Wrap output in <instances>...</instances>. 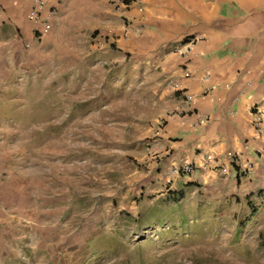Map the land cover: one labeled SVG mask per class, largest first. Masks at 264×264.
Masks as SVG:
<instances>
[{
  "label": "rangeland",
  "instance_id": "1",
  "mask_svg": "<svg viewBox=\"0 0 264 264\" xmlns=\"http://www.w3.org/2000/svg\"><path fill=\"white\" fill-rule=\"evenodd\" d=\"M65 15L0 84V200L26 220L12 218L26 245L0 243V264H264L256 197L146 191L162 187L140 160L153 109L84 16Z\"/></svg>",
  "mask_w": 264,
  "mask_h": 264
},
{
  "label": "crops",
  "instance_id": "2",
  "mask_svg": "<svg viewBox=\"0 0 264 264\" xmlns=\"http://www.w3.org/2000/svg\"><path fill=\"white\" fill-rule=\"evenodd\" d=\"M41 1L43 14H54L37 37L27 18L32 0H0V84L10 82L20 46L46 39L66 12L81 13L83 28L106 43L118 77L153 109L147 137L156 157L143 149L140 160L162 187L146 191L165 200L171 190L179 203L200 191L264 203V0ZM254 108L261 132L250 123ZM182 162L192 163L193 173L171 177L170 167ZM8 185L0 171V193H10ZM24 213L12 216V204L0 200V243L8 249L26 245L25 226L11 231L12 218L26 221ZM29 244L38 251L39 241Z\"/></svg>",
  "mask_w": 264,
  "mask_h": 264
},
{
  "label": "built area",
  "instance_id": "3",
  "mask_svg": "<svg viewBox=\"0 0 264 264\" xmlns=\"http://www.w3.org/2000/svg\"><path fill=\"white\" fill-rule=\"evenodd\" d=\"M44 5L41 0H32L31 6L29 8L27 18L31 21L33 24L32 33L35 34V36L40 37L42 34L46 33L50 28L49 20L53 16L54 11H49L45 15L43 14ZM94 44L99 47H105L106 44L101 36H97V38L94 39ZM28 47V46H26ZM255 110L251 112V126L255 131L261 132V115L258 109L254 108ZM155 146L156 143L153 140H149L144 145V156L150 157V159H154L156 157L155 153ZM264 150V146L261 147L260 152ZM194 171V165L192 163L182 162L176 166H172L169 169V175L171 177H179L182 175L189 176Z\"/></svg>",
  "mask_w": 264,
  "mask_h": 264
},
{
  "label": "trees",
  "instance_id": "4",
  "mask_svg": "<svg viewBox=\"0 0 264 264\" xmlns=\"http://www.w3.org/2000/svg\"><path fill=\"white\" fill-rule=\"evenodd\" d=\"M260 193V191L259 192H257V194H259ZM251 195H249V196H247V197H245V199H247L248 197H250Z\"/></svg>",
  "mask_w": 264,
  "mask_h": 264
}]
</instances>
